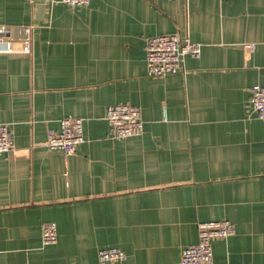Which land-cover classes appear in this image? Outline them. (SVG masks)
<instances>
[{"label":"crops","instance_id":"0c3cea01","mask_svg":"<svg viewBox=\"0 0 264 264\" xmlns=\"http://www.w3.org/2000/svg\"><path fill=\"white\" fill-rule=\"evenodd\" d=\"M33 23L32 53H24ZM14 51L0 53V264H179L197 223L230 219L214 264L264 263V0H0ZM180 32L202 44L184 70L147 72L146 42ZM255 45L251 47V45ZM141 108L143 133L113 139L108 105ZM84 119L70 154L44 144L63 117ZM55 221L58 240L44 244Z\"/></svg>","mask_w":264,"mask_h":264},{"label":"built area","instance_id":"2783aa9c","mask_svg":"<svg viewBox=\"0 0 264 264\" xmlns=\"http://www.w3.org/2000/svg\"><path fill=\"white\" fill-rule=\"evenodd\" d=\"M64 2L71 7L87 5L91 0H51ZM19 32L25 33L21 51L32 53L35 25L33 23L19 26ZM255 45H251L254 47ZM14 51L11 41L6 36V27L0 26V53ZM202 44L192 41L180 32L152 35L146 42L147 72L151 76H163L180 72L185 68L187 56L199 57ZM251 106L260 119H264V86L255 84L251 87ZM106 119L110 124V135L113 139L141 135L143 118L141 108L131 103H113L108 105ZM85 140L84 119L80 116H65L58 129H48L45 145L62 150L65 154L75 151ZM16 149L13 131L8 123H0V153ZM198 240L185 246L179 264H214L213 241L224 239L236 233L235 223L227 218L203 220L197 223ZM44 244H53L58 240V227L55 221L42 226ZM127 253L120 247H103L99 249L101 263H119L124 261ZM229 264H256L252 262H231ZM264 264V263H260Z\"/></svg>","mask_w":264,"mask_h":264}]
</instances>
